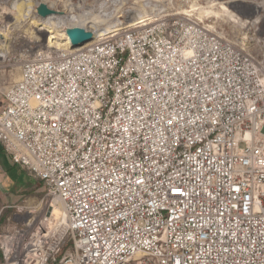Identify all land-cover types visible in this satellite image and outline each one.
Returning a JSON list of instances; mask_svg holds the SVG:
<instances>
[{
	"label": "built area",
	"instance_id": "built-area-1",
	"mask_svg": "<svg viewBox=\"0 0 264 264\" xmlns=\"http://www.w3.org/2000/svg\"><path fill=\"white\" fill-rule=\"evenodd\" d=\"M261 43L156 21L24 61L0 144L52 211L0 232V264H264Z\"/></svg>",
	"mask_w": 264,
	"mask_h": 264
},
{
	"label": "rangeland",
	"instance_id": "rangeland-1",
	"mask_svg": "<svg viewBox=\"0 0 264 264\" xmlns=\"http://www.w3.org/2000/svg\"><path fill=\"white\" fill-rule=\"evenodd\" d=\"M213 2L228 3L235 19L217 8H209ZM42 3L55 11L75 14L77 22H72L73 27L83 24V16L88 14L87 18L100 22L95 33L99 38L156 21L201 20L216 27L220 34L240 47L254 52L255 56L261 55L264 0H0V48L4 50L0 52L3 55L0 58V93L19 80L24 61L38 54L47 55L68 48L65 27L38 16L37 7ZM194 4L201 9L191 12ZM21 5L23 10L32 7V14L25 20L19 19ZM83 28L95 29L93 24H85ZM3 104L4 101L0 103V110ZM47 204V192L41 182L21 166L11 168L0 158V210H3L2 218L6 215L0 232L25 219L28 210L46 213Z\"/></svg>",
	"mask_w": 264,
	"mask_h": 264
},
{
	"label": "bare ground",
	"instance_id": "bare-ground-1",
	"mask_svg": "<svg viewBox=\"0 0 264 264\" xmlns=\"http://www.w3.org/2000/svg\"><path fill=\"white\" fill-rule=\"evenodd\" d=\"M232 2V1H231ZM28 5H30V4H28ZM39 6V5H38ZM261 7V6H260ZM38 8V7H37ZM209 8H214L215 10H216V8L218 9V11H220V12H222V13H224L225 15H227L228 17H230V18H234L235 19V14H234V12L231 10V8H230V6H229V4L228 3H226V2H219V3H216V2H213L210 6H209ZM201 9V7H199L198 5H193L192 6V9H191V12H194V11H199ZM203 10V9H202ZM19 11H20V17H19V19H21V20H25L27 17H29L31 14H32V7H30V6H28V7H26V9L25 10H23L22 9V5H21V7L19 8ZM207 13H210V12H207ZM211 13H213L214 14V12L213 11H211ZM38 14V13H37ZM87 16H88V14H86ZM86 15L85 16H83L84 17V22H83V24L82 23H80V24H75V26L76 27H84V25L85 24H93L94 25V27H95V29H94V32L96 33V31H98V27H99V24H100V22H98V21H95V20H91L90 19V17L89 18H87L86 17ZM39 16V15H38ZM86 17V18H85ZM42 18V17H41ZM42 19H44V21H48V22H50V20H54V21H57V23H58V25H60V27H66V26H68L65 22H68V24H70V26H73V24H72V22H77V18H76V16H75V14H73V13H69V14H62V15H60V14H52V15H49V16H47L46 18H42ZM120 23V22H119ZM119 25V24H118ZM64 34H66V32L64 31ZM66 37H67V34L65 35ZM96 38H99V37H96ZM67 45H68V48L67 49H64V50H68V49H70V41H69V39H68V37H67ZM7 48V47H6ZM3 50V47L2 48H0V52ZM72 50V49H71ZM4 51V50H3ZM3 57V55L2 54H0V58H2ZM51 211H52V207L50 206V204H47V207H46V211L45 212H47V214H50L51 213ZM54 212H55V214L56 215H60L61 214V210L60 209H58V208H55L54 209Z\"/></svg>",
	"mask_w": 264,
	"mask_h": 264
},
{
	"label": "water",
	"instance_id": "water-1",
	"mask_svg": "<svg viewBox=\"0 0 264 264\" xmlns=\"http://www.w3.org/2000/svg\"><path fill=\"white\" fill-rule=\"evenodd\" d=\"M37 13L42 18H46L47 16L52 14H63V12L61 11L50 9L44 3L39 4ZM65 32L70 41V49L72 50L85 47L86 45L96 40L95 32L86 28L67 26L65 27Z\"/></svg>",
	"mask_w": 264,
	"mask_h": 264
},
{
	"label": "crops",
	"instance_id": "crops-1",
	"mask_svg": "<svg viewBox=\"0 0 264 264\" xmlns=\"http://www.w3.org/2000/svg\"><path fill=\"white\" fill-rule=\"evenodd\" d=\"M0 158L4 159L8 163V166H10L11 168L16 167V164H14L11 158L4 152L1 144H0Z\"/></svg>",
	"mask_w": 264,
	"mask_h": 264
},
{
	"label": "trees",
	"instance_id": "trees-1",
	"mask_svg": "<svg viewBox=\"0 0 264 264\" xmlns=\"http://www.w3.org/2000/svg\"><path fill=\"white\" fill-rule=\"evenodd\" d=\"M38 181H39V180H38ZM39 182H41V181H39ZM41 183H42V182H41ZM5 218H6V215H4L3 218L1 219V221H0V226H1L2 221H3Z\"/></svg>",
	"mask_w": 264,
	"mask_h": 264
}]
</instances>
